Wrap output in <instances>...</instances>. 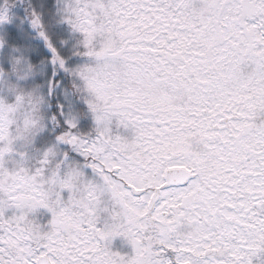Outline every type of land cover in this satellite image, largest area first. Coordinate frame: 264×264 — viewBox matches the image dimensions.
Instances as JSON below:
<instances>
[{
  "label": "snow or ice",
  "instance_id": "snow-or-ice-1",
  "mask_svg": "<svg viewBox=\"0 0 264 264\" xmlns=\"http://www.w3.org/2000/svg\"><path fill=\"white\" fill-rule=\"evenodd\" d=\"M8 12L4 0L0 25ZM57 15L80 34L62 43L91 62H67ZM27 18L51 56L37 69L30 42L0 34V83L5 62L18 79L51 68L47 94L8 84L14 102L0 97V264H253L264 252V0H28ZM46 126L40 156L7 167L14 144ZM40 208L46 229L29 216ZM118 236L132 254L111 250Z\"/></svg>",
  "mask_w": 264,
  "mask_h": 264
},
{
  "label": "rangeland",
  "instance_id": "rangeland-1",
  "mask_svg": "<svg viewBox=\"0 0 264 264\" xmlns=\"http://www.w3.org/2000/svg\"><path fill=\"white\" fill-rule=\"evenodd\" d=\"M4 4V0H0V5ZM8 9H9V16H10V21L6 22L5 24L0 25V34L6 35L8 34V31L11 29L14 34L17 37L22 38V45H25L30 42L31 46L38 44L37 42V37H36V32L34 29H32L27 15H23L22 11L18 8V5L13 3L12 0H8ZM60 26L62 27L61 32L59 34L61 38L60 45L63 47L62 51L67 55V56H72V65H81L85 63L91 62V58L84 56V55H79V54H73V51L71 47L68 46L66 43L62 42H70V44L75 45L77 40L80 39V34L75 33L71 30L70 25H68L66 22L61 20ZM10 51V48H7V52ZM82 51V49H80ZM30 50L26 52V55L28 57L30 56ZM31 60V59H30ZM44 59L37 60L35 63H32L36 65L37 69L41 68L40 61ZM47 61V59L45 60ZM48 63L46 62L45 65L43 66V71L37 70L34 75H29L24 79H18L15 74L9 73L10 80L7 78L5 83H0V97L4 98L7 102L11 103L14 102L15 96L14 94L10 91L8 84H14L17 86L18 89H23L25 91L30 90L31 88L35 87L36 85H41L42 86V91L47 94V87H46V78H47V69L48 68ZM11 67V66H10ZM28 82L31 83V85L27 84ZM32 86V87H28ZM63 95V91L60 90L56 93L53 94V97L51 98V101L53 104L57 101V99ZM48 104H50V101L48 99L47 103L43 106L42 111L47 112L48 110ZM52 105V104H51ZM53 106V105H52ZM94 124V120H93ZM112 129L114 133H119L122 136L131 138L133 135L132 130L130 128L125 129L122 126L117 127L115 118L113 119V124H112ZM91 131L88 132H92ZM49 135L50 140H46L43 142V136L44 135ZM94 135V132H93ZM51 138L52 134L49 131V127L46 126L45 129L39 133H37L33 138L32 142L30 144H24L23 141H17L14 144V148L16 149L15 152L9 154L12 159L8 161V164L6 165L9 168L13 167V160H20L21 157L19 153L24 152L26 154V157L28 158V162L31 163L35 161L40 154L49 146L51 143ZM87 175L89 177L92 176L91 170L90 169H85ZM64 198H67V192L63 193ZM18 210L14 208H9L6 210L5 215L6 216H11L13 213L17 212ZM30 218H33L36 222H38L42 228H47L48 226V221L51 219V213L44 208L37 209L33 213H29ZM110 248L112 251H118L121 254H132V248L131 245L125 240L123 237H115L111 243H110ZM253 264H264V252L259 253L257 256L253 257Z\"/></svg>",
  "mask_w": 264,
  "mask_h": 264
},
{
  "label": "trees",
  "instance_id": "trees-1",
  "mask_svg": "<svg viewBox=\"0 0 264 264\" xmlns=\"http://www.w3.org/2000/svg\"><path fill=\"white\" fill-rule=\"evenodd\" d=\"M12 1H13V3L18 5V8L20 9V11H22L23 15L26 16L27 15L28 0H12ZM32 2L35 3L36 0H32ZM50 3H54V0H50ZM60 24H61V19H60V16L57 15V16H55L53 22L50 24V32H51L53 39L57 41L58 47H60L61 51H62L63 47L60 45L61 38L59 36L61 29H62ZM5 36L8 40L9 45H22V38L17 37L11 29L8 31L7 35L5 33ZM36 37H37V35H36ZM37 42H39V43L33 45L32 49H30L31 52H30L29 59H31V61L33 63H35L37 60H40V59L46 60V59L50 58V56H51L50 50L44 46L43 41L41 39H39L38 37H37ZM7 48L8 47H5L4 52H7ZM62 54L66 56L67 62L69 64H71L73 57L67 56L63 51H62ZM48 64H49L48 68L50 70L51 65H50V63H48ZM2 66L4 67L5 71L8 72L7 78H9V80H10V76H9L10 69H11L10 63L5 62ZM49 70L47 69V73ZM11 84H12V82H11ZM27 84L31 85L30 82H28ZM28 87H32V86H28ZM52 97L48 98L50 101V104H48V106H47L48 107L47 112L51 111L52 105L54 106L53 102L51 101ZM81 124H82V127H81L82 131H84V132L91 131L94 127L93 118L91 117V115L88 114L86 116H82L81 117ZM46 140H50L49 135H47V134L43 136V142H45Z\"/></svg>",
  "mask_w": 264,
  "mask_h": 264
}]
</instances>
